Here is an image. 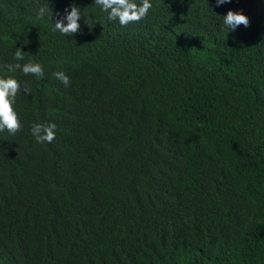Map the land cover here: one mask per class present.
Returning a JSON list of instances; mask_svg holds the SVG:
<instances>
[{
    "label": "trees",
    "instance_id": "obj_1",
    "mask_svg": "<svg viewBox=\"0 0 264 264\" xmlns=\"http://www.w3.org/2000/svg\"><path fill=\"white\" fill-rule=\"evenodd\" d=\"M151 3L121 26L96 0H0L22 125L0 131V264H264V0Z\"/></svg>",
    "mask_w": 264,
    "mask_h": 264
},
{
    "label": "clouds",
    "instance_id": "obj_2",
    "mask_svg": "<svg viewBox=\"0 0 264 264\" xmlns=\"http://www.w3.org/2000/svg\"><path fill=\"white\" fill-rule=\"evenodd\" d=\"M230 0H215L216 6L229 3ZM101 11L107 13L108 20L118 21L121 26L128 25L131 22L143 19L152 8L151 0H96ZM45 9H41L43 15ZM81 18V11L75 6L65 11L62 20L54 24V29L65 35L76 33L79 29L78 21ZM66 21V23L64 22ZM222 22L226 32L234 31L237 26L248 24V18L237 11L228 10L222 17ZM16 61L24 60V53L17 48L14 53ZM19 69L24 74L42 75L43 69L40 64L26 62L14 63L8 65L9 71ZM57 78L67 86L69 77L64 73H57ZM20 88L18 80L14 76L0 77V131H7L9 134H15L22 127L18 118L17 111L14 108L15 97ZM56 125L49 122L48 124L34 123L31 126V134L37 142L50 143L55 139Z\"/></svg>",
    "mask_w": 264,
    "mask_h": 264
}]
</instances>
